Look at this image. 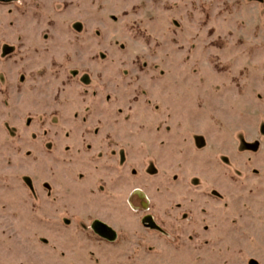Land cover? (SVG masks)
Returning <instances> with one entry per match:
<instances>
[{
	"label": "rangeland",
	"instance_id": "rangeland-1",
	"mask_svg": "<svg viewBox=\"0 0 264 264\" xmlns=\"http://www.w3.org/2000/svg\"><path fill=\"white\" fill-rule=\"evenodd\" d=\"M0 264H264V0H0Z\"/></svg>",
	"mask_w": 264,
	"mask_h": 264
},
{
	"label": "water",
	"instance_id": "water-1",
	"mask_svg": "<svg viewBox=\"0 0 264 264\" xmlns=\"http://www.w3.org/2000/svg\"><path fill=\"white\" fill-rule=\"evenodd\" d=\"M137 193L143 196L140 190H137ZM92 229L97 235L111 242L116 241L118 238L117 231L104 221L95 220L92 224Z\"/></svg>",
	"mask_w": 264,
	"mask_h": 264
},
{
	"label": "flooded vegetation",
	"instance_id": "flooded-vegetation-1",
	"mask_svg": "<svg viewBox=\"0 0 264 264\" xmlns=\"http://www.w3.org/2000/svg\"><path fill=\"white\" fill-rule=\"evenodd\" d=\"M143 193V191H141ZM143 197H145L144 193H143ZM118 233V232H117ZM102 238V237H101ZM104 239V238H103Z\"/></svg>",
	"mask_w": 264,
	"mask_h": 264
}]
</instances>
